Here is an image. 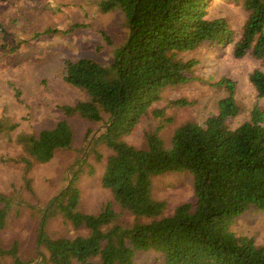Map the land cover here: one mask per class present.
I'll return each mask as SVG.
<instances>
[{"label": "trees", "instance_id": "1", "mask_svg": "<svg viewBox=\"0 0 264 264\" xmlns=\"http://www.w3.org/2000/svg\"><path fill=\"white\" fill-rule=\"evenodd\" d=\"M211 1L99 2L103 10L122 9L129 28L126 41L115 50L109 65L87 55L66 58L63 80L88 97L59 104L64 116L53 125L17 136L24 149L20 157L28 169L32 162H46L57 149L71 146L73 129L67 116L77 114L94 124L85 129L69 184L43 209L37 234L42 250L32 264L43 259L52 264H138V252L148 250L156 254L159 264H264V245L231 228L248 209L264 213V107L256 101L247 119L230 126L228 117L240 111L235 81L226 75L212 81L196 72L201 61L198 54L229 44L235 57L251 51L264 59V0H234L246 12L238 37L225 17L208 16ZM56 32L64 34L69 29L47 27L33 31L32 36ZM249 80L258 98H264V70L252 69ZM195 81L222 88L224 94L216 111L203 122L178 123L166 148L157 130L171 117L154 104L166 88ZM188 103L185 97L168 100L177 106ZM149 111L160 122L145 132V145L124 140ZM10 128L14 123L0 119V134ZM100 143L109 149L100 184L111 199L96 212H85L78 209L80 190L73 180L88 156L101 158ZM176 170L191 174L195 199L165 214V201L152 194V177ZM11 201L0 193V228ZM58 212L86 231L71 237L48 234L45 219ZM128 213L134 215L129 223ZM12 244L0 247V254H16L17 242Z\"/></svg>", "mask_w": 264, "mask_h": 264}, {"label": "rangeland", "instance_id": "2", "mask_svg": "<svg viewBox=\"0 0 264 264\" xmlns=\"http://www.w3.org/2000/svg\"><path fill=\"white\" fill-rule=\"evenodd\" d=\"M101 0H0V119L14 123V128L0 134V193L12 201L4 225L0 228V247L17 245L16 254H0V264H32L37 251L38 227L43 220V209L59 191L69 184L72 164L80 155L87 126H93L77 114L67 116L73 129L71 146L59 148L46 162H32L27 169L21 155L24 149L17 136L36 133L44 126L53 125L64 113L58 105L85 99L87 94L63 80L64 60L71 56L87 55L109 65L115 50L128 36V21L120 7L103 10ZM209 17H225L234 36L238 37L246 12L240 2L212 0ZM74 23L76 26H73ZM47 27L69 29L34 38L32 32ZM106 36V37H105ZM26 40V41H25ZM16 47V49H14ZM231 45L198 56L201 61L196 72L212 81L222 75L235 81V98L240 105L237 115L228 117L230 126L247 119L257 101L264 107V98H258L249 80L254 68L264 70V59L251 51L235 57ZM12 48V49H9ZM18 92V95L16 94ZM224 90L203 81H195L178 88L168 87L155 107L164 108L171 121L157 130L164 147L171 144V135L178 123L193 119L203 122L217 109ZM185 97L183 106L168 104V100ZM160 118L149 111L126 135L124 140L136 146L145 145L144 134L154 130ZM101 158L88 156L73 185L80 190L78 209L96 212L111 199L110 192L100 184L108 147L98 146ZM152 194L165 201L164 213L169 214L181 202H194L193 180L187 170L160 172L152 177ZM127 222L134 219L126 214ZM45 231L52 236H74L86 230L75 226L61 212L49 216ZM231 228L241 235L252 236L264 245V213L251 209L237 217ZM153 252L140 251L138 264H159ZM38 264H52L46 259Z\"/></svg>", "mask_w": 264, "mask_h": 264}]
</instances>
